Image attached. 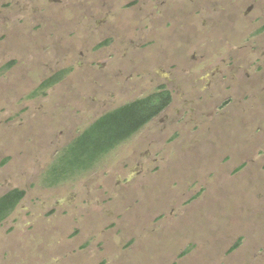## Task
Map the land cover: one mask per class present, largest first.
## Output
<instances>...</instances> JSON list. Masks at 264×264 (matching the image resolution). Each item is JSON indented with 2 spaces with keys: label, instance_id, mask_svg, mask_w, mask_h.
Listing matches in <instances>:
<instances>
[{
  "label": "rangeland",
  "instance_id": "obj_1",
  "mask_svg": "<svg viewBox=\"0 0 264 264\" xmlns=\"http://www.w3.org/2000/svg\"><path fill=\"white\" fill-rule=\"evenodd\" d=\"M238 1L0 0V196L24 191L0 264H264V0ZM162 85L163 113L47 184L86 126Z\"/></svg>",
  "mask_w": 264,
  "mask_h": 264
},
{
  "label": "trees",
  "instance_id": "obj_2",
  "mask_svg": "<svg viewBox=\"0 0 264 264\" xmlns=\"http://www.w3.org/2000/svg\"><path fill=\"white\" fill-rule=\"evenodd\" d=\"M66 72L61 70L43 80L30 95L36 96L39 92L44 95ZM170 101L169 91L160 87L159 91L129 101L95 119L56 154L55 162L45 174L47 184L54 186L92 169L157 116ZM23 196L24 191L17 188L0 196V223L12 213ZM238 246L239 241L231 247V251Z\"/></svg>",
  "mask_w": 264,
  "mask_h": 264
},
{
  "label": "flooded vegetation",
  "instance_id": "obj_3",
  "mask_svg": "<svg viewBox=\"0 0 264 264\" xmlns=\"http://www.w3.org/2000/svg\"><path fill=\"white\" fill-rule=\"evenodd\" d=\"M238 2H240V0H239ZM196 5H197V4H194V5H193V8H194ZM225 5H226V7H225L224 10H225L226 12H227V11H230V15H229L228 17H226V18L230 19V17L232 18V14L235 16V14H234L235 11H233V10L235 9V6H232V4H228V3H225ZM216 6H217V5H216ZM191 8H192V7H191ZM211 8H212V9H215V7H214L213 4H211ZM218 8H220V7H218ZM209 9H210V7H209ZM209 9H208V10H209ZM220 9H223V8H220ZM189 11H190V10H189ZM220 11H222V10H220ZM225 11H223V12H225ZM213 13H215V11H213ZM226 18H225V19H226ZM217 23H219V22H217ZM202 25H203V24H202ZM160 87H163L164 90L169 91V90L166 88V86H164V85L159 86V87L157 88V91H159V88H160ZM161 90H162V89H161ZM169 93H170V91H169ZM170 96H171V94H170ZM171 101H172V97H171ZM171 101H170V103L168 104V106L171 104ZM168 106H167V107H168ZM167 107H166V108H167ZM166 108L163 109V110H162L157 116H155L154 118L158 117L161 113H163V112L166 110ZM154 118H153V119H154ZM153 119H152V120H153ZM152 120H151V121H152ZM151 121H149V122H151ZM149 122H148V123H149ZM148 123H147V124H148ZM147 124H146V125H147ZM143 127H144V126H143ZM143 127H142V128H143ZM142 128H141V129H142ZM141 129H140V130H141ZM140 130H139V131H140ZM139 131H138V132H139ZM136 133H137V132H136ZM136 133H135V134H136ZM135 134H134V135H135ZM134 135H133V136H134ZM133 136H132V137H133ZM132 137H131V138H132ZM10 191H11V190H10ZM8 192H9V191H8ZM3 195H4V194H3ZM13 211H14V210H13ZM13 211H12V212H13ZM8 217H9V216H8ZM8 217H6V218H8ZM6 218H5V219H6ZM5 219H4V220H5ZM4 220H3V221H4ZM3 221H2V222H3ZM2 222H1V223H2Z\"/></svg>",
  "mask_w": 264,
  "mask_h": 264
}]
</instances>
